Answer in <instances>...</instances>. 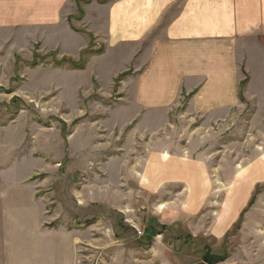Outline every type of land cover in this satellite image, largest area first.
<instances>
[{"label":"rangeland","instance_id":"1","mask_svg":"<svg viewBox=\"0 0 264 264\" xmlns=\"http://www.w3.org/2000/svg\"><path fill=\"white\" fill-rule=\"evenodd\" d=\"M22 31L0 32L3 209L30 207L32 187L47 226L80 230V264H264V181L227 216L264 154V39L243 46L239 104L212 120L185 101L141 114L121 83L130 71L107 82L94 71L104 50L92 41L64 56Z\"/></svg>","mask_w":264,"mask_h":264},{"label":"crops","instance_id":"2","mask_svg":"<svg viewBox=\"0 0 264 264\" xmlns=\"http://www.w3.org/2000/svg\"><path fill=\"white\" fill-rule=\"evenodd\" d=\"M3 29L56 41L64 56L79 54L92 41L104 50L91 63L94 71L106 82L130 71L121 83L141 114L168 113L185 101L190 113L221 120L240 102L243 46L264 39V0H0ZM250 164L240 176L247 191L231 194L229 219L264 181V154ZM183 166L191 184L194 163ZM199 179L208 189L207 178ZM30 188L28 208L9 202L3 209L0 200V264H80V230L47 226ZM204 197L207 192L195 199ZM222 216L218 232L226 228Z\"/></svg>","mask_w":264,"mask_h":264}]
</instances>
